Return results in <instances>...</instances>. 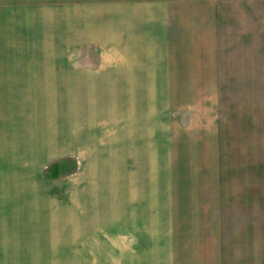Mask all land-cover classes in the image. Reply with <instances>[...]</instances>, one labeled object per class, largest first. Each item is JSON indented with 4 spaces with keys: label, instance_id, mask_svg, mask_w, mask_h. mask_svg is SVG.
<instances>
[{
    "label": "rangeland",
    "instance_id": "1",
    "mask_svg": "<svg viewBox=\"0 0 264 264\" xmlns=\"http://www.w3.org/2000/svg\"><path fill=\"white\" fill-rule=\"evenodd\" d=\"M176 1L20 0V9H10L13 16L21 14L22 24L20 40L12 41L17 49L14 46L10 56L20 62L46 56L50 63L52 157L46 172L51 183L40 188L35 181L26 191H31L34 207L44 205L38 213L49 211L52 216L51 233L58 247L50 260L46 258L50 264H125L126 211L141 207L148 191L146 183L142 186L146 179L153 180L155 190L159 153L166 145L173 153V138L180 137L170 122L166 125L172 119L168 108L178 101L176 82L170 72V89L159 87L157 61L172 65L171 32H177L176 40L180 29L188 35L198 31L199 18L192 12L203 6L184 1L175 5ZM217 1L222 14L221 81L226 84L220 90V105H264V0H240L245 13L238 18L232 0ZM160 14L177 20L165 25ZM29 25L30 37L24 31ZM163 27L169 36L165 40L171 42L160 46ZM3 31L6 38L9 33ZM140 50L148 67L143 75L134 64L141 61ZM5 56L0 50V59ZM188 83L197 93L204 88L214 91L213 80ZM167 170L168 163L162 180ZM137 254L133 264L150 263L142 251Z\"/></svg>",
    "mask_w": 264,
    "mask_h": 264
},
{
    "label": "crops",
    "instance_id": "2",
    "mask_svg": "<svg viewBox=\"0 0 264 264\" xmlns=\"http://www.w3.org/2000/svg\"><path fill=\"white\" fill-rule=\"evenodd\" d=\"M182 1L203 6L192 12L199 18V30L188 35L180 29L176 40L177 32H171V42L165 40L169 36L163 27L157 40L160 46L174 44L172 65L157 61V71L159 87L169 88L170 72L176 82L177 105L168 108L172 119H164L180 137L173 138V153L168 145L159 153L155 190L152 179L141 182L148 189L141 207L126 211L125 264H133L140 251L148 264H264V105H220L226 84L221 81L218 1L178 0L175 5ZM239 1L232 0L236 18L245 13ZM19 2L0 0V50L7 55L0 59V264H46L58 247L51 233L52 216L49 211L38 213L44 205L34 207L36 201L26 191L35 181L40 188L51 183L46 172L52 157L51 72L46 56L26 62L10 56L12 41L20 40L22 32L21 14L13 16ZM163 18L165 25L177 20ZM30 26L24 29L29 37ZM226 27L232 25L227 22ZM3 29L9 33L6 38ZM142 53L141 61L134 62L141 75L148 68ZM191 80H213L214 91L198 84L204 90L197 93Z\"/></svg>",
    "mask_w": 264,
    "mask_h": 264
},
{
    "label": "trees",
    "instance_id": "3",
    "mask_svg": "<svg viewBox=\"0 0 264 264\" xmlns=\"http://www.w3.org/2000/svg\"><path fill=\"white\" fill-rule=\"evenodd\" d=\"M55 168L58 169L57 165H55Z\"/></svg>",
    "mask_w": 264,
    "mask_h": 264
}]
</instances>
